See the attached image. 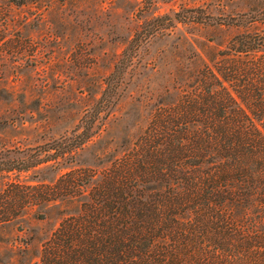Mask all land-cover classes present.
Returning a JSON list of instances; mask_svg holds the SVG:
<instances>
[{
    "label": "rangeland",
    "instance_id": "374dc122",
    "mask_svg": "<svg viewBox=\"0 0 264 264\" xmlns=\"http://www.w3.org/2000/svg\"><path fill=\"white\" fill-rule=\"evenodd\" d=\"M185 9H199L202 21L243 14L259 21L241 27L173 21L165 31L152 23ZM262 17L264 0H0V167L69 148L75 125L91 114L134 33H151L139 39L115 103L82 147L57 163L0 173V264L37 263L102 174L192 91L196 74L220 63L234 37L262 34ZM69 178L73 185L65 186Z\"/></svg>",
    "mask_w": 264,
    "mask_h": 264
},
{
    "label": "trees",
    "instance_id": "16d2710c",
    "mask_svg": "<svg viewBox=\"0 0 264 264\" xmlns=\"http://www.w3.org/2000/svg\"><path fill=\"white\" fill-rule=\"evenodd\" d=\"M198 11L152 23L165 31L173 21L227 27L259 21L249 14L202 21ZM142 31L105 78L91 114L75 125L70 147L19 166L7 161L0 173L57 163L84 145L115 103L139 39L151 34ZM234 38L220 63L196 74L192 91L102 174L79 214L59 224L33 264H264V32Z\"/></svg>",
    "mask_w": 264,
    "mask_h": 264
}]
</instances>
